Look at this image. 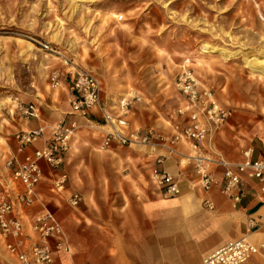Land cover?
Segmentation results:
<instances>
[{
  "label": "rangeland",
  "instance_id": "rangeland-1",
  "mask_svg": "<svg viewBox=\"0 0 264 264\" xmlns=\"http://www.w3.org/2000/svg\"><path fill=\"white\" fill-rule=\"evenodd\" d=\"M64 58L96 73L108 98L134 95L128 116L167 134L178 121L174 77L187 59L235 109L220 150L264 127V71L250 65L264 62V0H0V180L23 128L18 105L34 104L53 123L67 113ZM77 145L81 137L71 147L82 170ZM96 170L97 162L90 173Z\"/></svg>",
  "mask_w": 264,
  "mask_h": 264
},
{
  "label": "crops",
  "instance_id": "crops-1",
  "mask_svg": "<svg viewBox=\"0 0 264 264\" xmlns=\"http://www.w3.org/2000/svg\"><path fill=\"white\" fill-rule=\"evenodd\" d=\"M67 92L69 109L62 119L66 123L76 124L83 120L95 125V128L76 129L72 137V143L75 137L82 138V146L77 145L75 148L84 152L86 164L82 170H79L80 160L76 158L78 154L74 152L73 146L59 169L51 170L42 164L43 177L37 186L36 197L60 222L70 247L69 252L54 253L56 262L200 264L205 254L230 239L246 236L254 244L264 239V193L260 192V184L256 179L241 175L242 196L240 202L234 204L222 190V166L209 167L218 183L205 192L192 164L180 166L177 157L168 156L160 168L177 179L180 192L177 195L165 194L151 178L156 154L149 148L121 146L116 141L102 149L107 130L103 120L98 115H93L89 121L73 114L71 95ZM102 92L109 106L120 99L108 98L103 85ZM37 108L38 117H25L22 129L53 124ZM232 109L233 115L225 123L229 127L233 126L235 109ZM129 116L131 129L153 128L162 132L152 125L149 127L137 123ZM221 132L223 129L211 135L204 151L217 152L230 164H236L245 159V150L252 148L251 159L264 160V127L257 129L252 137L241 139L236 145L232 146L231 141H227V152L217 147V142L225 138ZM41 144L42 141H39L35 145ZM181 148L191 153L190 146L181 145ZM76 160H79V164ZM95 162L97 170L91 174L90 167ZM60 173L67 175L66 191L63 193H57L51 187L52 179ZM70 193L81 196L78 205L69 203ZM206 198L212 203L211 209L204 205ZM42 212V206L35 201L25 208L23 218L33 219ZM11 263H15L14 259L1 250L0 264ZM243 264H264V254L255 252Z\"/></svg>",
  "mask_w": 264,
  "mask_h": 264
},
{
  "label": "built area",
  "instance_id": "built-area-1",
  "mask_svg": "<svg viewBox=\"0 0 264 264\" xmlns=\"http://www.w3.org/2000/svg\"><path fill=\"white\" fill-rule=\"evenodd\" d=\"M63 64L66 71L62 83L66 84L71 95V112L89 121L93 115L103 120L107 130L102 149L112 141L121 146L151 149L156 154L151 178L165 194L177 195L180 192L177 179L160 168L168 156L177 157L180 166L192 164L205 192L218 183L209 167L222 166V190L234 204L241 200L242 174L256 179L260 192L264 193V160L251 159L252 148H247L245 159L236 164H230L220 154L204 151L211 135L232 117L233 109L219 102L214 91L201 84L189 60L180 64L174 77V87L179 95L175 111L178 121L168 134L153 128L131 129L127 116L134 95L118 99L109 106L104 100L102 84L96 73L78 67L69 58H64ZM51 79L53 87L61 83L56 73ZM18 113L24 117H38V108L32 103L19 104ZM77 127L75 122L66 123L62 119L35 129H20L13 135L15 149L5 161L8 176L0 180V244L5 254L14 259V264H61L54 260V253L70 250L62 225L36 197V189L43 177L42 164L51 170L59 169ZM39 141L42 144L36 146ZM181 145L190 146L191 153L183 151ZM66 184L65 173H60L51 181V187L57 193L65 192ZM81 199L78 193L68 196L72 206L78 205ZM35 201L42 206L43 212L33 219L24 220L25 208ZM204 205L212 208L208 198L204 199ZM255 252L264 254V239L254 244L246 236H241L205 254L200 264H243Z\"/></svg>",
  "mask_w": 264,
  "mask_h": 264
},
{
  "label": "bare ground",
  "instance_id": "bare-ground-1",
  "mask_svg": "<svg viewBox=\"0 0 264 264\" xmlns=\"http://www.w3.org/2000/svg\"><path fill=\"white\" fill-rule=\"evenodd\" d=\"M251 67L259 69L261 71H264V62L260 60L253 61V59L250 62Z\"/></svg>",
  "mask_w": 264,
  "mask_h": 264
}]
</instances>
